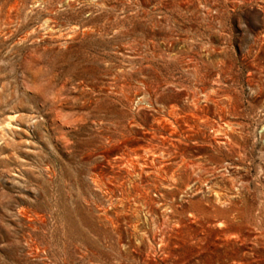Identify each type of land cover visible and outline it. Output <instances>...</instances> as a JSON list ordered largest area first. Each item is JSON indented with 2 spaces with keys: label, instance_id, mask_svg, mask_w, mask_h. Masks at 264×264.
<instances>
[{
  "label": "rangeland",
  "instance_id": "obj_1",
  "mask_svg": "<svg viewBox=\"0 0 264 264\" xmlns=\"http://www.w3.org/2000/svg\"><path fill=\"white\" fill-rule=\"evenodd\" d=\"M0 264H264V0H0Z\"/></svg>",
  "mask_w": 264,
  "mask_h": 264
}]
</instances>
